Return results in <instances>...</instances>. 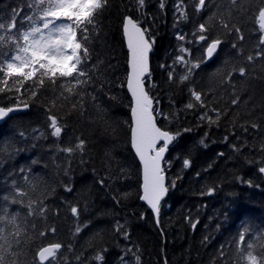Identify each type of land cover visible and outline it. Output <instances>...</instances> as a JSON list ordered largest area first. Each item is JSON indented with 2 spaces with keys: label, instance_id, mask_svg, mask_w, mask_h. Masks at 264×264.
<instances>
[{
  "label": "trees",
  "instance_id": "16d2710c",
  "mask_svg": "<svg viewBox=\"0 0 264 264\" xmlns=\"http://www.w3.org/2000/svg\"><path fill=\"white\" fill-rule=\"evenodd\" d=\"M260 2L244 0L253 9ZM159 3L160 0H147L148 18L144 22L156 38L151 56L152 79L157 84L154 95L167 112L179 109L187 101V90L169 85L159 65L171 63L178 44L175 33L190 32L197 18L189 6V21L174 28L175 0H165L163 12ZM17 8L26 13L27 0H0V16L4 19ZM125 13L136 14L135 0H111L102 15L99 35L92 45V62L98 58L103 61L105 86L97 87L93 93L95 101L86 98L82 115L73 113L67 117L72 138L80 136L88 141L83 162L80 156L69 161L56 150L53 138L47 134L46 138H33V129L45 130V111L53 98L51 92L38 97L27 112L11 116L0 126V214L7 208L11 213L19 212L22 218L25 216L23 206L10 203V194L13 182L27 186L23 179L26 174L31 182L38 184V192H48L45 203L49 212L47 221L30 217L25 222H34L37 231L54 225L55 239L72 245L73 251L65 252L68 264H77L76 255H82L83 264H96L92 258L102 249L107 250L103 264H120V254L127 247L134 251L139 248L142 264H224L221 249L227 260L230 246L242 229L249 228L251 238L264 243V177L257 170L264 166V152L260 150L264 146V64L257 62L250 68L247 79L237 80L242 101L238 106L228 103L231 89L225 91L217 84L220 77L213 78V73L223 68L226 61L236 60L235 50L231 48L234 36L224 37L225 44L214 60L197 70L194 77L197 89H215V96L222 97L215 106L226 108L227 114L219 126L211 128L201 126L191 112L181 113L180 119L172 123L173 131L182 132L183 128L191 131L182 132L170 148L168 177L176 180V186L170 189L168 199L161 206L157 225L153 214L139 199V163L128 144L126 122L130 118V96L126 87L120 86L127 76V49L121 33ZM241 25L245 41L238 44L247 55L257 43L258 34L250 20H242ZM193 55L199 56L195 48ZM253 123L258 128L253 129ZM20 132L25 133L23 138ZM233 144L240 150L234 151ZM184 159L191 160V167L184 168ZM100 179L105 180L104 186L98 183ZM248 180L252 181L251 186L243 182ZM65 186H70L72 191H66ZM210 187L216 191L202 195ZM5 196H9L8 201L4 200ZM77 203L82 208L79 222L88 226L73 236L76 222L68 212V205ZM57 210L59 215L55 214ZM117 222L130 232L129 240L114 231ZM30 261L29 256L28 264Z\"/></svg>",
  "mask_w": 264,
  "mask_h": 264
},
{
  "label": "snow or ice",
  "instance_id": "6c2138e0",
  "mask_svg": "<svg viewBox=\"0 0 264 264\" xmlns=\"http://www.w3.org/2000/svg\"><path fill=\"white\" fill-rule=\"evenodd\" d=\"M110 2L27 0L26 13L17 8L7 19L0 16V121L14 113L27 112L32 102L51 92L53 98L45 111V130L33 129V138H46L47 134L53 138L56 150L69 161L80 156L83 162L88 141L80 136L72 138L67 117L73 113L82 115L86 98L95 101L93 93L97 87L103 89L106 83L102 80L103 61L98 58L95 63L92 62V45L99 35L101 17ZM189 6L192 15L197 18L192 30L175 33L178 41L176 53L171 63L159 65L169 85L187 90V101L172 111H164L159 98L154 95L157 84L152 79L151 56L156 38L144 22L148 18L145 11L147 0H135L136 14L125 13L121 21V33L127 48V76L120 86L126 87L130 95V118L126 122L128 144L139 162V199L152 211L157 225L161 203L170 189L176 186V180H169L168 177L171 161L167 155L182 132L191 131L190 128H183L182 132L173 131L172 123L180 119L181 113L191 112L201 126L211 128L219 126L220 120L227 114L226 108L215 106L222 99L215 96V89H197L194 81L197 70L214 60L225 44L224 37L234 36L231 48L235 50L236 60L231 63L226 61L223 68L213 73V78L219 76L218 86L225 91L231 89L228 103L238 106L242 101L236 87L237 80L247 79L250 68L257 62L264 64V0L254 9L247 7L244 0H175L174 28L189 21ZM165 8V0H160L161 12ZM244 19L251 21L253 31L258 34L257 43L247 55L242 45L238 44L245 41L241 25ZM194 48L199 56L194 57ZM4 101L10 103L5 104ZM251 127L256 129L258 125L253 123ZM19 135L23 138L25 133L20 132ZM200 143L203 145L204 139ZM232 148L240 150L235 144ZM260 150L264 152V146ZM191 163L190 159H184V168L191 167ZM257 170L264 175V166ZM20 171L23 173L24 169ZM23 179L27 182L26 187L13 182L10 203L23 206L25 216L22 218L19 212L11 213L7 208L0 214V264H28L29 256L30 264H68L65 252H72V245L55 239L57 228L54 225L37 231L34 222H25L30 217L47 221L49 209L45 203L48 192H38V184L31 182L28 175L25 174ZM243 182L249 186L252 184L251 180ZM98 183L104 186L105 180L100 179ZM65 190L71 192L72 188L65 186ZM215 191V187H210L202 195H212ZM4 200L8 201L9 196H5ZM116 202L119 203V200ZM68 212L76 222L72 235L77 236L88 224L79 222L82 208L78 203L68 205ZM55 214L59 215V211ZM195 226L194 223L192 227ZM114 231L125 240L130 239V232L124 224L117 222ZM230 248L231 255L227 260L226 253L221 249L220 258L224 264H264V243L254 241L249 228L239 232ZM105 251H98L92 258L96 264H103ZM139 251V248L134 251L132 247L124 249L119 257L120 264H142ZM75 260L77 264H83L82 255H76Z\"/></svg>",
  "mask_w": 264,
  "mask_h": 264
},
{
  "label": "water",
  "instance_id": "95a60500",
  "mask_svg": "<svg viewBox=\"0 0 264 264\" xmlns=\"http://www.w3.org/2000/svg\"><path fill=\"white\" fill-rule=\"evenodd\" d=\"M127 49V48H126ZM210 62V61H209ZM127 90V89H126ZM128 92V91H127ZM129 94V93H128ZM130 96V95H129ZM14 114H16V113H14ZM14 114H12V115H14ZM6 120H4V121H0V125H2L4 122H5ZM175 144V143H174ZM170 151V150H169ZM168 155H169V153H168ZM168 155H167V157H168ZM139 163V162H138ZM263 177H264V175H263ZM168 196H169V193H168V195H167V197L165 198V200L164 201H162V203H161V206H162V204L164 203V202H166V200L168 199ZM147 208H148V206L143 202V201H141ZM149 209V208H148ZM150 210V209H149ZM150 212L152 213V211L150 210ZM153 214V213H152ZM154 216V215H153Z\"/></svg>",
  "mask_w": 264,
  "mask_h": 264
}]
</instances>
